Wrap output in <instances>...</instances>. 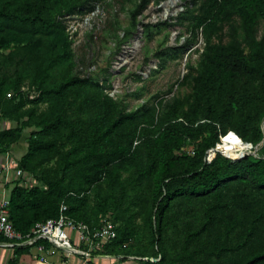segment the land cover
<instances>
[{"label":"trees","instance_id":"obj_1","mask_svg":"<svg viewBox=\"0 0 264 264\" xmlns=\"http://www.w3.org/2000/svg\"><path fill=\"white\" fill-rule=\"evenodd\" d=\"M152 1L164 0H138L127 33ZM87 2L0 0V118L15 123L0 129V155L32 128L18 165L42 184L13 182L14 226L29 233L58 217L63 202L71 217L97 226L100 215L111 216L106 180L108 188L122 187L124 197L133 192L123 212H133L130 222L140 218L148 232L124 250L123 261L132 255L143 258L137 264H264V0H182L180 14L160 24L186 26L189 36L154 56L165 68L202 36L199 65H189L178 81L189 90L170 99L155 95L131 110L110 94L107 76L72 72L65 16ZM152 26L145 24L149 37ZM229 131L238 136H224ZM222 136L261 152L237 160L217 152L208 162ZM122 172L129 174L121 178ZM116 230L102 253L118 256L135 231ZM14 254L36 264L30 248L16 247Z\"/></svg>","mask_w":264,"mask_h":264},{"label":"rangeland","instance_id":"obj_2","mask_svg":"<svg viewBox=\"0 0 264 264\" xmlns=\"http://www.w3.org/2000/svg\"><path fill=\"white\" fill-rule=\"evenodd\" d=\"M137 1L88 0L82 9L83 11L65 16L75 62L72 72L81 76H93L99 80H103L107 76L108 82L112 85L108 91L127 110L136 109L146 102L153 103L156 99L154 98L155 95L170 99L174 95L183 96L186 94L189 90L188 87L180 85L178 81L182 80L183 76L189 71V65L196 67L199 65L200 54L204 45L201 36L191 50L185 52L178 59L170 60L165 68L160 69L158 66L159 61L154 56L155 51L169 45H180L189 36L186 26L168 27L160 24L166 20L172 22V18L178 16L183 10V2L182 0H164L161 3L152 1L138 16L139 23L137 27L130 29V32L127 33L132 20L130 12ZM146 23L153 25L154 34L152 37H149L146 33ZM263 31L264 22L260 25L259 35ZM139 75L142 77L139 78ZM170 89H172L171 92ZM30 92L34 93L33 90H30ZM11 125L14 126L15 123L12 122ZM8 126H10L8 122L0 118V128ZM31 130L32 128H25L20 141L11 146L10 150L15 152L13 154L15 160H18L17 156H20L21 148L24 147V151L26 150ZM224 139L222 143L229 141L232 137L227 140ZM248 148L246 147L245 151ZM258 149L256 150L257 154L261 152ZM2 164L3 162L0 163L1 196H3L5 189L10 187V184L17 179L7 181L5 179L6 169L3 168ZM13 171H15V167L11 166V172ZM128 174V172H122L121 178H126ZM30 175L27 180L29 187L42 185L35 174ZM103 182L105 194L110 195L112 199L109 207L111 220L116 224V227L135 230L131 235V240L126 241L120 247L119 255L115 259L108 260V262L137 264V258L132 255L128 256L127 261L122 260L127 256L125 255L127 252L124 250L138 246L148 237V232L144 230L140 218H136L135 224H132L130 218L134 216L133 212H123L129 204L133 192L128 190L129 197H124L122 187L108 188L106 180ZM96 196L97 194L94 191L90 197V207H93L96 203ZM116 216L118 218H115ZM171 242L173 243V241ZM12 261L24 264L26 257L14 254L12 251H0V264H11ZM66 261V264H88L90 259L75 256ZM94 261L100 262L96 258Z\"/></svg>","mask_w":264,"mask_h":264},{"label":"built area","instance_id":"obj_3","mask_svg":"<svg viewBox=\"0 0 264 264\" xmlns=\"http://www.w3.org/2000/svg\"><path fill=\"white\" fill-rule=\"evenodd\" d=\"M22 91L28 92L30 89L28 86H23ZM33 91L34 93H30L32 97L38 94V91ZM7 95L11 97L13 92L10 91ZM230 133L238 136L234 131H229L225 136ZM221 141H223V136ZM247 144L249 145L247 151L258 149L250 142ZM218 145L219 143L216 146ZM189 151L193 152V148ZM217 152L219 151L216 147L209 151L208 162L213 160ZM2 165L6 169L5 179L7 181L17 178L16 180H24L22 184L27 185V180L31 175L20 168L18 162L7 158ZM11 166L15 167V171L11 172ZM9 202V198L4 196L0 200V234L6 239L5 242H0V245L8 247L12 252L16 247L30 248L36 264H66V260L75 256L92 261L96 258L100 262H107L117 257L101 252L104 246L117 236L116 224L111 220L110 214L100 215L98 225L91 227L84 220L71 217L67 213V204L63 202L58 217L38 222L29 233L24 234L14 226L10 219ZM135 258L143 259L142 257Z\"/></svg>","mask_w":264,"mask_h":264},{"label":"bare ground","instance_id":"obj_4","mask_svg":"<svg viewBox=\"0 0 264 264\" xmlns=\"http://www.w3.org/2000/svg\"><path fill=\"white\" fill-rule=\"evenodd\" d=\"M232 139L238 140L237 138ZM245 145H243L241 141H224V143H219L218 148L224 153L231 155L232 157H239L244 154L246 147H248V145Z\"/></svg>","mask_w":264,"mask_h":264},{"label":"crops","instance_id":"obj_5","mask_svg":"<svg viewBox=\"0 0 264 264\" xmlns=\"http://www.w3.org/2000/svg\"><path fill=\"white\" fill-rule=\"evenodd\" d=\"M6 122H8V124L10 125V126H8V127H11L12 125V122L11 121H6ZM2 128H4V127H1L0 129H2ZM21 154H20V156H17V158H18V160H19V158L25 153V151H24V147L23 148H21ZM15 152L13 151V150H9L7 153H4V154H1L0 155V163L1 162H4L7 158H12V160L14 161V162H18V160H15L14 158H13V154H14ZM30 178V177H29ZM12 187H13V182L10 184V187H8L7 189H5V192H3V196L4 197H6V198H10V193H11V189H12ZM1 193H2V191H1V187H0V200L2 199V197L3 196H1ZM2 250H7V251H12L11 249H9L8 247H6V246H2V245H0V251H2Z\"/></svg>","mask_w":264,"mask_h":264},{"label":"water","instance_id":"obj_6","mask_svg":"<svg viewBox=\"0 0 264 264\" xmlns=\"http://www.w3.org/2000/svg\"><path fill=\"white\" fill-rule=\"evenodd\" d=\"M240 139H241V138H240ZM241 140H242V139H241ZM242 141H243V140H242ZM245 143H249V142H245ZM216 148H217V151H219L220 153L224 154L225 156H227V157H229V158H231V159H233V160H237V159H240V158H242V157H244V156H247V155H249V154H251V153H254V151H245L244 154H242V155L239 156V157H231V156L225 154L223 151H221V150L218 148V146H216Z\"/></svg>","mask_w":264,"mask_h":264}]
</instances>
